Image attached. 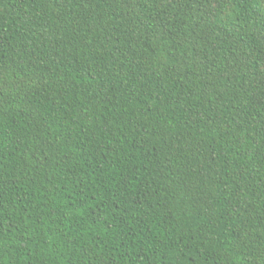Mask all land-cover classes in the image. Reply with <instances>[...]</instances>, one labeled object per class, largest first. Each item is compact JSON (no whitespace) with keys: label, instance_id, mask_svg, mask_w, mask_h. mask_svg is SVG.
I'll return each instance as SVG.
<instances>
[{"label":"trees","instance_id":"trees-1","mask_svg":"<svg viewBox=\"0 0 264 264\" xmlns=\"http://www.w3.org/2000/svg\"><path fill=\"white\" fill-rule=\"evenodd\" d=\"M0 264H264V0H0Z\"/></svg>","mask_w":264,"mask_h":264}]
</instances>
